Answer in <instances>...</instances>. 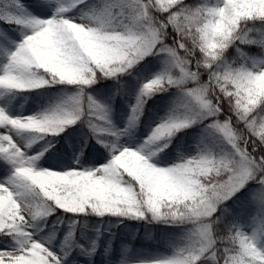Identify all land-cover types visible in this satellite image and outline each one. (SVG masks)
Segmentation results:
<instances>
[{
	"label": "snow or ice",
	"instance_id": "6c2138e0",
	"mask_svg": "<svg viewBox=\"0 0 264 264\" xmlns=\"http://www.w3.org/2000/svg\"><path fill=\"white\" fill-rule=\"evenodd\" d=\"M0 264H264V0H0Z\"/></svg>",
	"mask_w": 264,
	"mask_h": 264
},
{
	"label": "trees",
	"instance_id": "16d2710c",
	"mask_svg": "<svg viewBox=\"0 0 264 264\" xmlns=\"http://www.w3.org/2000/svg\"><path fill=\"white\" fill-rule=\"evenodd\" d=\"M251 51L252 54L258 55L259 49L252 48L246 49ZM234 52L230 54L231 59L234 56ZM31 102V101H30ZM163 101H157L154 104L149 105V109L162 106ZM121 235L133 238L129 245L133 248L150 253H163L167 251L166 240L170 237V233H164L155 226H145L136 222H128L127 227L123 228L119 232Z\"/></svg>",
	"mask_w": 264,
	"mask_h": 264
},
{
	"label": "rangeland",
	"instance_id": "374dc122",
	"mask_svg": "<svg viewBox=\"0 0 264 264\" xmlns=\"http://www.w3.org/2000/svg\"><path fill=\"white\" fill-rule=\"evenodd\" d=\"M34 0H24V3L26 4H31L33 3ZM29 106H32L34 107V105H32L30 102L28 104L25 105V110H28ZM158 108V107H157ZM152 109H150L151 111ZM154 111V110H152ZM141 131H143V129H141ZM170 151V154L174 155L175 154V145L173 146V149L169 150ZM53 163H55V161H52ZM116 243L117 245H120V244H127L129 243V239L124 237V236H121L120 234H118L117 236V240H116Z\"/></svg>",
	"mask_w": 264,
	"mask_h": 264
}]
</instances>
